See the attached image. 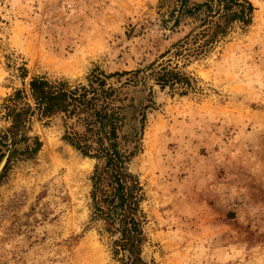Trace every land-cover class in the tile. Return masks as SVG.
<instances>
[{
	"label": "rangeland",
	"instance_id": "1",
	"mask_svg": "<svg viewBox=\"0 0 264 264\" xmlns=\"http://www.w3.org/2000/svg\"><path fill=\"white\" fill-rule=\"evenodd\" d=\"M248 2V26L234 23L201 54L176 58L199 21L172 26L170 0H0V135L30 78L131 82L118 91L144 116L127 166L144 193L142 260L264 264V0ZM164 64L189 86L154 82ZM70 125L34 114L27 140L0 146V264L126 261L90 220L95 162L67 143Z\"/></svg>",
	"mask_w": 264,
	"mask_h": 264
},
{
	"label": "trees",
	"instance_id": "2",
	"mask_svg": "<svg viewBox=\"0 0 264 264\" xmlns=\"http://www.w3.org/2000/svg\"><path fill=\"white\" fill-rule=\"evenodd\" d=\"M170 1V17L176 13L172 26H178L185 16L199 21L175 46L171 56L176 58L201 54L234 23L248 26L253 12L248 0H207L191 8L187 0ZM25 76V71L21 72V77ZM149 77L159 86L169 82L189 86L188 79L169 64L157 66ZM104 80L95 76L88 85L72 88L43 77L30 78L27 89L17 90L12 105L6 108L9 126L0 135V146L7 148L18 140H27L22 131L34 114L43 118L61 115L69 120L70 133L65 140L81 156L95 162L90 177V220L100 222L102 231L115 237L113 246L126 253L124 264H147L141 258V246L147 240L146 216L140 207L144 193L127 167L135 148L130 145L141 134L144 116L136 112L137 107L128 102L125 93L118 91L131 82L113 88ZM33 145L31 152H37V139Z\"/></svg>",
	"mask_w": 264,
	"mask_h": 264
},
{
	"label": "water",
	"instance_id": "3",
	"mask_svg": "<svg viewBox=\"0 0 264 264\" xmlns=\"http://www.w3.org/2000/svg\"><path fill=\"white\" fill-rule=\"evenodd\" d=\"M2 166H3V162H2L1 165H0V171L2 170Z\"/></svg>",
	"mask_w": 264,
	"mask_h": 264
},
{
	"label": "bare ground",
	"instance_id": "4",
	"mask_svg": "<svg viewBox=\"0 0 264 264\" xmlns=\"http://www.w3.org/2000/svg\"><path fill=\"white\" fill-rule=\"evenodd\" d=\"M46 149V148H45ZM42 156H44V155H42ZM46 157V156H45Z\"/></svg>",
	"mask_w": 264,
	"mask_h": 264
}]
</instances>
